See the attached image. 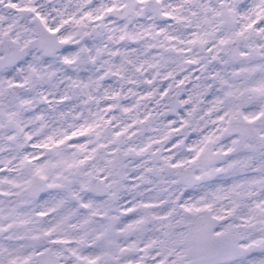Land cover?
I'll use <instances>...</instances> for the list:
<instances>
[{
	"label": "snow or ice",
	"instance_id": "6c2138e0",
	"mask_svg": "<svg viewBox=\"0 0 264 264\" xmlns=\"http://www.w3.org/2000/svg\"><path fill=\"white\" fill-rule=\"evenodd\" d=\"M0 264H264V0H0Z\"/></svg>",
	"mask_w": 264,
	"mask_h": 264
},
{
	"label": "flooded vegetation",
	"instance_id": "af4514ba",
	"mask_svg": "<svg viewBox=\"0 0 264 264\" xmlns=\"http://www.w3.org/2000/svg\"><path fill=\"white\" fill-rule=\"evenodd\" d=\"M73 2H76V0H73ZM0 175H2V173H0Z\"/></svg>",
	"mask_w": 264,
	"mask_h": 264
}]
</instances>
